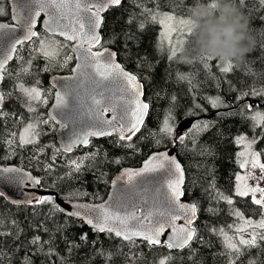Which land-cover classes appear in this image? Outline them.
<instances>
[{
    "label": "trees",
    "instance_id": "obj_1",
    "mask_svg": "<svg viewBox=\"0 0 264 264\" xmlns=\"http://www.w3.org/2000/svg\"><path fill=\"white\" fill-rule=\"evenodd\" d=\"M210 2L123 0L121 5L111 7L104 14L101 44L114 49L123 66L138 76L149 104L144 125L128 142L134 145L133 148L122 147L121 143L125 142L117 143L115 135L92 139L88 146L70 153L60 148L57 125L49 119L48 113L55 93L51 79L57 74L70 73L76 60L70 42L49 34L40 25L36 32L42 39L54 44L63 42L64 47L53 60H47L35 51L39 46L35 40L18 47V54L7 65L11 76L1 85L3 93L12 92L11 96L6 95L2 105L3 111L9 115L0 118V163L28 169L41 180L42 188L57 193L62 199L101 202L107 197L113 178L123 168L138 167L155 151L174 148L186 172L184 199L196 203L200 209L194 226L199 235L210 243H193L196 254L190 260L187 249L173 251L163 245L149 246L143 240L130 244L112 234L95 232L82 220L54 211L58 204L54 196L46 197H53L55 204L15 205L3 195L0 196V219L3 220L0 231L15 233L16 225H19L20 231L18 238L17 235L0 237L3 241L0 250L6 254L0 256V264H24L26 253L31 258V264H158L159 259L170 252L175 257L172 264H227L222 237L211 234L208 228L233 224L234 217L229 215L230 206L224 201L210 202L205 190L209 187L208 182L212 181L224 195H232L235 201L232 207L240 209L247 217L260 218L257 206L251 204V197L234 196L232 189L235 174L241 171L237 156L240 146L234 143L235 137L240 134L255 135L251 121L246 118L250 113L245 110L243 115L238 114L240 106L250 104L255 109L264 110V96H246L236 100L241 92L264 89V19H261L264 5H258L257 0H246V5L233 0L246 19L252 46L242 62L230 60L233 66L230 72L220 70L222 62L218 57L189 55L193 33L177 51V56L168 59L170 45L162 38L160 16L172 13L193 20L195 10L202 5L208 6ZM0 7L5 12L0 16V22H11L9 0H0ZM150 13L157 19L153 20ZM142 23L143 28L140 27ZM65 54L73 57L66 63L63 60ZM29 59L31 71L22 80L26 86L38 87L41 100H46V103H32L35 112L27 110L18 90L13 89V84L19 82L15 77L21 65ZM216 97L228 107L214 108L211 100ZM169 115L174 130L172 136L159 131ZM33 118L36 121L48 120L47 124H38V145L13 146L10 149L3 142L9 132L19 133L25 122ZM187 118H194L193 124L208 123L211 127L191 139L186 137L184 144L174 143L176 136L183 135L178 131L179 123ZM259 131L256 129V132ZM38 147L42 151L37 152ZM201 148L210 149L211 154L200 155ZM256 148L264 150V140ZM93 152L99 153L94 161L85 160L79 172L65 177V173L72 171L71 160H80L85 154ZM262 158L264 160V156ZM49 164H53L51 171L46 170ZM209 207L219 209L218 214L205 211ZM13 220L16 224L12 223ZM235 223L237 225L239 221ZM38 225H43L48 231L38 228ZM225 231L229 230L225 228ZM83 234H87V239H81ZM35 235L41 237L43 251L39 253L35 252L36 246L30 243ZM50 247H54L55 255L48 257L46 253ZM241 259L243 264H248L249 260L261 264L264 262V245L260 249L248 250Z\"/></svg>",
    "mask_w": 264,
    "mask_h": 264
},
{
    "label": "snow or ice",
    "instance_id": "obj_2",
    "mask_svg": "<svg viewBox=\"0 0 264 264\" xmlns=\"http://www.w3.org/2000/svg\"><path fill=\"white\" fill-rule=\"evenodd\" d=\"M122 0H30V3L23 5L27 9L25 15L21 16L19 8L14 11L11 19L15 24L9 25L0 23V29H6L5 35H10L11 40L8 44L0 47V83L11 76L7 72V64L13 59L14 54H18V46L24 45L26 42L38 43V48L35 49L39 54H42L47 60H53L60 55V49L64 47L63 42L54 44V42H47L40 37V34L34 31L36 25V17L41 12H45L49 19L45 22L46 28L53 35L59 34L64 38V41L72 42V51L77 53V59L80 63L77 64L76 69L81 76L85 77L90 82L92 89L89 96L92 105L88 108V113H91L93 119L84 125L80 132L73 131L68 139V143L63 146L65 152H71L77 145L87 146L90 143L91 137H117V143H121L122 147L133 148L132 138L140 132L141 127L144 125V118L147 115L149 105L140 100L141 85L138 83L137 76L125 71V69L115 61L116 53L104 47L101 44V36L99 29L103 23L101 13L111 6L121 5ZM241 5H246V0H239ZM258 5H264V0H257ZM215 10L216 0H211L207 6ZM81 12L85 15H81ZM264 12V9H262ZM3 7H0V16L4 15ZM151 15L153 20L157 19L156 15ZM168 20L173 19L172 16L167 17ZM264 19V15L261 16ZM64 21H67L66 23ZM179 23L185 26L182 29V34L191 35L194 31L193 20L181 19ZM144 27L143 23L140 25ZM21 28L24 32L22 37L15 35V29ZM170 45V55L168 59H173L177 56V46ZM98 48L93 51V48ZM210 57V55H209ZM71 55L65 54L63 57L64 62L71 60ZM222 62L221 71L228 73L232 70V63L230 60L220 58ZM27 65V67L25 66ZM31 59L24 61L20 67V71L15 77L16 82L13 84V89L18 90L20 98L23 99L24 104L27 106L29 112H35L32 103L40 101L46 103V100H41V91L38 87L26 86L22 77L30 74ZM183 79V77H181ZM115 86V92L113 91ZM63 94H56L55 108L59 111L62 119L72 120L80 115L79 109H69V102L67 96L72 94V91L67 85ZM79 87V85H78ZM108 93V95H106ZM7 96H11L12 92L7 94L0 92V118L6 117L9 114L2 109L3 102ZM246 96H264V89L256 90L251 89L246 92H241L236 97V100H242ZM74 99H80L79 93H76ZM212 106L215 107H228L219 97L211 100ZM81 109L83 105L81 104ZM64 109H69L64 111ZM119 109V111H117ZM238 114L243 115L244 111H248L250 115L246 118L251 121V127L255 135L249 137L246 134H240L235 137L234 143L242 147L238 156L239 167L245 169V173L235 174V184L232 193L237 197H251V204L257 206V213L259 219L252 217H245L244 213L235 207L232 195H224L215 188L212 181H209V187L205 190L208 193L209 201H224L229 207V215L234 217V223L226 225L225 227H209L208 231L211 234L219 235L222 237V246L224 248V257L227 264H243L241 259L248 250L256 248L260 249L264 245V187L260 186V182L264 181V162H261V157L264 156V150H257L255 146L264 140V111L255 109L254 105L243 104L240 106ZM112 111L113 116L111 119H103L105 112ZM87 115V114H86ZM50 120L55 121L56 116H50ZM171 116L169 115L163 121V127L159 131L166 136L173 135V127L170 123ZM39 123L47 124L48 120L25 122L22 131H10L8 138L4 139V143L10 149L15 147L24 148L28 145H38V137L40 133L37 131ZM61 127H67V123L61 124ZM211 127L208 123L197 122L188 130V133L178 135L174 138V143L178 142L184 144L186 137L191 139L199 132L206 131ZM87 129V130H85ZM256 129H260L256 132ZM195 145V140L192 141ZM42 151L38 147L37 152ZM59 151V150H58ZM200 155H210L211 150L208 148H201ZM99 155L98 152L85 154L80 160H71L70 168L72 171L65 173V177L71 176L73 173L79 172L84 165L85 160L94 161ZM242 158V159H241ZM54 162V157H53ZM119 163V160L115 161ZM53 164L47 166V171H51ZM259 169L257 176L255 171ZM164 171L166 181H161V188L166 187V191L162 193L165 211L157 214L153 218L151 210L141 211V208L135 203L129 204L125 200L114 199L111 204L89 205V204H75L72 205V211H66L65 208L56 204L54 211L65 213L68 217L79 218L84 223L88 224L95 232L109 233L115 237L134 244L137 239H141L149 246H165L169 250L183 251L189 250L188 259L196 254V249L192 247L193 243L208 244L204 238L199 235L198 229L194 226L198 218L197 213L200 210L196 203L183 204L180 203V197L184 195L182 185L184 182V169L174 156H169L168 153H158L145 161L144 167L138 171L125 170L121 177L118 179L123 180L125 177L129 183L135 177H141L145 173ZM0 174H14L10 178L17 183H24L29 181L35 185H40L41 180L33 177L30 173L25 174L23 171L16 167H3L0 168ZM65 177H61L64 179ZM249 180H254L256 183L250 185ZM195 183V181H194ZM258 194V195H257ZM4 193L0 192V196ZM19 203V202H15ZM29 205H44L55 204L53 197H33L27 200ZM147 204V201H145ZM205 211L212 215H217L219 209L209 207ZM163 218V222L161 220ZM183 219L184 223L177 227L176 220ZM235 221H242V224L237 226ZM16 224V221H12ZM3 225V220L0 219V226ZM165 225L171 229V235L166 241H161V236L165 232ZM45 232L48 231L43 225H38ZM227 228L229 231H225ZM59 230V229H58ZM19 225H16L15 233L0 231V237L17 235L19 233ZM81 239H87V234H83ZM3 243V241H0ZM30 243L35 247V252L43 251L41 244V237L39 235L33 236ZM44 243H48L45 241ZM70 250V249H69ZM6 255L0 250V256ZM55 255L54 247H50L46 256L51 257ZM175 257L171 254L161 257L158 264H172ZM24 264H31V258L26 253ZM248 264H256L255 260H249ZM264 264V262H261Z\"/></svg>",
    "mask_w": 264,
    "mask_h": 264
},
{
    "label": "water",
    "instance_id": "obj_3",
    "mask_svg": "<svg viewBox=\"0 0 264 264\" xmlns=\"http://www.w3.org/2000/svg\"><path fill=\"white\" fill-rule=\"evenodd\" d=\"M84 2H87V0H84ZM28 3H30V0H9L11 17L13 15L14 11L17 10V8H19L21 16L25 15L27 9L24 8L23 5L28 4ZM111 7H115V6H111ZM111 7H109L108 9H106L105 11H103L101 13L103 20H104V14ZM81 15L83 16V15H85V13L81 12ZM48 19H49V16L45 12H41L40 15L38 17H36V25H35L34 31H36V28L40 25L45 31H47L49 34L53 35L51 32L48 31V29L46 28V25H45V22L48 21ZM64 22L66 23L67 21H64ZM0 23H6L9 25H12V24H15L16 22L11 19V22L1 21ZM101 27H102V25H101ZM101 27L98 31H99V35L102 38ZM6 31H7L6 29H0V47H3L4 45L8 44L11 40L10 35L4 34ZM23 34H24V32L21 28L15 29V35L16 36L22 37ZM55 36H58V37L64 39L58 33L55 34ZM70 43L72 44V42H70ZM106 48H108L109 50L116 53V51L114 49L109 48V47H106ZM97 50L98 49H96L95 47L93 48V51H97ZM15 55L16 54H14V57H15ZM74 55H75L76 62H75L74 67L72 68V71L68 74L54 75L51 79V84L54 87L55 93H54L53 101H52L50 107L48 108V113H49V116H56V120L54 121L57 125L56 134H57V138H58L60 148L62 150H63V146L66 143H68V139L72 135V132L73 131L80 132L81 129L84 128V125L93 119L92 114L88 113V108H89V106L92 105V102L89 98V96L91 94L92 86H91L90 82L87 81L85 77L81 76L78 71H73V69H76L77 64L80 63V60L77 59L78 54L74 53ZM14 57H13V59H14ZM12 60H10V61H12ZM115 61L118 64H120L125 69V71L134 74L132 71L128 70L127 68H125L123 66V64L118 59L117 53L115 56ZM134 75H136V74H134ZM137 80H138V83L141 85L142 95L140 96V100L142 102L148 104V102L145 100L144 85L139 80L138 76H137ZM1 85H2V83H0V92H2ZM65 85H67L71 90H73L72 94L66 97V99L69 102V109H74V110L79 109L80 110V115L76 116L72 120L62 119L60 115H57V112L59 110L55 108L56 94L58 92L63 94L65 92V87H64ZM78 85H79V87H78ZM113 91L115 92V86H113ZM76 93H79L80 99H74V96ZM106 95H108V93H106ZM81 104L83 105L82 109L80 107ZM69 109H64V111H68ZM117 111H119V109H117ZM148 114H149V109H148L147 115L144 118V123L148 117ZM112 116H113V112L108 111V112L104 113L103 119H111ZM194 122H195L194 118H187V119L182 120L178 125L179 133L185 134L191 128V126ZM65 123H67V127H61V124H65ZM85 130H87V129H85ZM98 138H102V137H91L90 142L92 139H98ZM81 147H86V146L77 145L76 147H74L72 149L71 152H73L75 149H78ZM164 152L168 153L169 156H174L176 158V160L181 164L182 168L184 169V182L182 185V190L184 192L186 172H185L184 165L182 164L181 160L179 159L174 148L170 147V148L155 151L145 161L149 160L150 157H152L158 153H164ZM68 153H70V152H68ZM145 161L138 167H126V168H123L121 171H119L112 180L111 187H110V190H109L107 197L103 201L98 202V203L88 202V201H83V200L62 199L59 197V195L57 193L42 188L41 184L35 185L29 181H25L22 184L17 183L16 181H14L10 178L14 174H0V192H3L4 196L11 203H13L15 205L28 204V203H26V201L32 199L33 197L38 198V197L54 196L57 203L61 207L65 208L66 211L74 210L72 205H75V204H89V205L111 204L114 199H120V200L127 201L129 204L135 203L137 206H139L141 208V211L151 210L153 212V218L155 219L159 212L165 211L162 193L166 191V187L161 188V186H160L161 181H166V178L164 177V171L161 170L158 172L145 173L141 177H135L131 183H129L127 181L126 177L123 180L118 179V177H121L123 172L126 169L127 170H134V171H138V170L142 169L144 167ZM3 167H16V168L21 169L23 171V173H25V174L30 173L33 177L38 178L35 174H33L28 169H25L23 167L15 165V164H2V163H0V168H3ZM145 201H147V204H145ZM15 202H19V203H15ZM180 203L192 204V202L184 199V195L180 197ZM197 216H198V213H197ZM161 220L163 222V218H161ZM183 223H184V220L182 218L175 221V224L177 227L181 226ZM170 235H171V229L167 228V225H165V232L160 238L161 241H166ZM137 240H141V239H137ZM158 246H161V245H158ZM173 251H178V250H173Z\"/></svg>",
    "mask_w": 264,
    "mask_h": 264
},
{
    "label": "clouds",
    "instance_id": "obj_4",
    "mask_svg": "<svg viewBox=\"0 0 264 264\" xmlns=\"http://www.w3.org/2000/svg\"><path fill=\"white\" fill-rule=\"evenodd\" d=\"M189 55H210L242 62L251 50L247 22L233 0H216L215 10L200 6L193 14Z\"/></svg>",
    "mask_w": 264,
    "mask_h": 264
},
{
    "label": "rangeland",
    "instance_id": "obj_5",
    "mask_svg": "<svg viewBox=\"0 0 264 264\" xmlns=\"http://www.w3.org/2000/svg\"><path fill=\"white\" fill-rule=\"evenodd\" d=\"M168 16H172L173 19L168 20L167 19ZM159 19H160L159 23L161 25L162 38L168 44H169V40H171V44L172 45H176L177 46V51H179L181 49V47L183 46V44L185 43L187 37L189 36V35H186V34H182L181 30L184 29L186 31V29H185V26H183V25H181L179 23V21L181 19H189V18L182 17V16H177V15H174L172 13H165V14L161 15ZM194 27H195V25H194V22H193V28ZM261 111H264V110H261ZM255 148H256V146H255ZM242 150L243 149L240 146L239 152L242 151ZM261 162H264L262 157H261ZM245 171H246L245 169H241V171L239 173L244 174ZM254 171H255L256 175L258 176L259 175V169H256ZM248 183L250 185H254L256 183V181L249 180ZM260 186L264 187V181L260 182ZM245 217H247V216L245 215ZM253 219H255V218H253ZM256 220H258V219L256 218ZM241 224H242V221H239L237 226H239ZM230 235H232V233H230Z\"/></svg>",
    "mask_w": 264,
    "mask_h": 264
}]
</instances>
